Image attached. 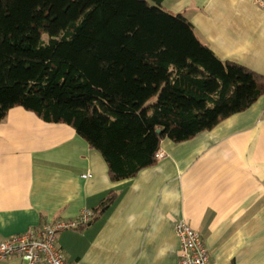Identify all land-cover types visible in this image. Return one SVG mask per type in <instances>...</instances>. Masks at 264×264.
<instances>
[{
	"label": "crops",
	"instance_id": "crops-1",
	"mask_svg": "<svg viewBox=\"0 0 264 264\" xmlns=\"http://www.w3.org/2000/svg\"><path fill=\"white\" fill-rule=\"evenodd\" d=\"M162 6L188 19L219 59L264 76V8L254 0ZM159 151L154 166L114 182L73 127L11 109L0 124V240L76 219L115 192L101 217L58 235L69 264H178V221L200 233L211 264H264V95L191 140H163Z\"/></svg>",
	"mask_w": 264,
	"mask_h": 264
},
{
	"label": "trees",
	"instance_id": "trees-1",
	"mask_svg": "<svg viewBox=\"0 0 264 264\" xmlns=\"http://www.w3.org/2000/svg\"><path fill=\"white\" fill-rule=\"evenodd\" d=\"M163 1L0 0V124L16 107L67 124L120 182L154 166L163 140L249 109L264 76L219 59Z\"/></svg>",
	"mask_w": 264,
	"mask_h": 264
},
{
	"label": "built area",
	"instance_id": "built-area-1",
	"mask_svg": "<svg viewBox=\"0 0 264 264\" xmlns=\"http://www.w3.org/2000/svg\"><path fill=\"white\" fill-rule=\"evenodd\" d=\"M264 8V0H254ZM163 154L158 153L157 159ZM84 175L83 178H89ZM93 220V213L85 209L73 220H54L25 234L0 240V260L20 258L26 264H69L58 246V235L66 231L80 230ZM181 250L178 264H211L206 244L198 231L184 221L175 224Z\"/></svg>",
	"mask_w": 264,
	"mask_h": 264
},
{
	"label": "rangeland",
	"instance_id": "rangeland-1",
	"mask_svg": "<svg viewBox=\"0 0 264 264\" xmlns=\"http://www.w3.org/2000/svg\"><path fill=\"white\" fill-rule=\"evenodd\" d=\"M156 101H157V97H155V98L150 102V104H154ZM158 153H160V151H159ZM161 154H163V153H161ZM158 160H159V159H158Z\"/></svg>",
	"mask_w": 264,
	"mask_h": 264
},
{
	"label": "water",
	"instance_id": "water-1",
	"mask_svg": "<svg viewBox=\"0 0 264 264\" xmlns=\"http://www.w3.org/2000/svg\"><path fill=\"white\" fill-rule=\"evenodd\" d=\"M159 133H160V131H159Z\"/></svg>",
	"mask_w": 264,
	"mask_h": 264
}]
</instances>
